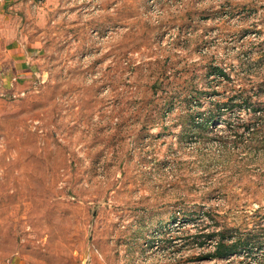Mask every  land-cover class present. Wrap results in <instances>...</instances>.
I'll use <instances>...</instances> for the list:
<instances>
[{"label": "rangeland", "instance_id": "1", "mask_svg": "<svg viewBox=\"0 0 264 264\" xmlns=\"http://www.w3.org/2000/svg\"><path fill=\"white\" fill-rule=\"evenodd\" d=\"M2 48L0 264H264V0H0Z\"/></svg>", "mask_w": 264, "mask_h": 264}, {"label": "trees", "instance_id": "2", "mask_svg": "<svg viewBox=\"0 0 264 264\" xmlns=\"http://www.w3.org/2000/svg\"><path fill=\"white\" fill-rule=\"evenodd\" d=\"M213 251L214 252L212 254H209L208 257L215 259L218 257L228 256V255L236 252V249L234 248L233 245H227L225 243H222V241H218L216 243L215 249Z\"/></svg>", "mask_w": 264, "mask_h": 264}, {"label": "crops", "instance_id": "3", "mask_svg": "<svg viewBox=\"0 0 264 264\" xmlns=\"http://www.w3.org/2000/svg\"><path fill=\"white\" fill-rule=\"evenodd\" d=\"M2 49H4L5 50V52H7L8 53V56H7V60H5V62H3L4 61V59L3 60H1L0 61V69H2L3 68V65H10L9 66V68H11L12 66L15 68V67H17L18 65V63H21L22 61L21 60H23V59H21L20 58V56H21V53L22 52H19V50H18V52H16L15 50H12L11 51V49L9 50L8 49V51H7V49H5V48H2ZM15 51V52H14ZM4 51H1V53H2V56H5L6 57V55H7V53H5ZM16 53H17V57H16ZM10 55V56H9ZM1 59V58H0ZM9 61V62H8Z\"/></svg>", "mask_w": 264, "mask_h": 264}]
</instances>
